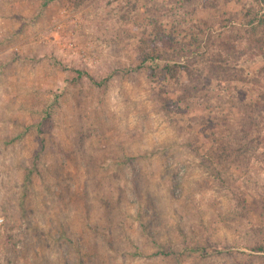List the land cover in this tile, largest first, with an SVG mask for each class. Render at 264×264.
<instances>
[{
  "label": "rangeland",
  "instance_id": "1",
  "mask_svg": "<svg viewBox=\"0 0 264 264\" xmlns=\"http://www.w3.org/2000/svg\"><path fill=\"white\" fill-rule=\"evenodd\" d=\"M253 4L0 0V264H264L249 249L263 238L258 212L234 213L199 157L212 147L209 132L215 146L227 137L222 111L245 123L264 89L207 82L205 69V106L216 119L202 106L170 119L149 76L166 62L209 68L207 46L227 34L237 39L235 70L259 79L264 54L248 37ZM155 23L161 38L147 48L158 57L141 65V37ZM259 115L264 108L253 114L258 124ZM228 138L249 165L251 153L264 159V146L246 145L239 131ZM243 170L234 164L224 177L238 185ZM250 175L258 179L260 167Z\"/></svg>",
  "mask_w": 264,
  "mask_h": 264
},
{
  "label": "trees",
  "instance_id": "2",
  "mask_svg": "<svg viewBox=\"0 0 264 264\" xmlns=\"http://www.w3.org/2000/svg\"><path fill=\"white\" fill-rule=\"evenodd\" d=\"M248 15L252 16L249 22L251 28L249 29L248 37H252L255 48L259 51L255 53V55H263L264 0H254L253 7H251ZM153 30V33L148 32L141 37V44H143L140 53L141 65H144V62L148 59H156L158 57L156 52H149V48L147 47H150L149 44H151L153 40H160V33L162 34L163 29L160 24L155 23ZM226 36H219L220 40L211 42V44L207 46V56L202 60V65H207L209 68H189L188 65H183L179 62H166L163 68H149V76L152 82L156 84V98L162 110L170 119H174L176 114L175 109H181L183 107L186 109H195L201 106L212 115L214 120L216 119V116H218L217 111L211 110L213 107L210 104L205 106L212 95L207 84L201 85L202 75L205 69L209 74V77L207 76L204 78L207 82L219 78L220 80L230 83L252 84L254 87H258L256 88L257 90L264 89V66L257 71L259 79L256 80L246 78L242 70H235V63L239 60V55L236 56L239 52L237 39L235 40L232 37ZM157 72H159V74H156ZM183 74H186L188 79L187 82L182 81ZM177 90H182V93L178 94ZM217 90H219L218 92L221 94L220 98L222 99H229V96L232 95V92L228 91V88L223 87L221 84L217 86ZM261 108H264V94L258 96L256 102L248 106V112L242 114V120L245 123H240L241 125H236V122L232 121L233 114L231 111H222L224 113H222L223 118L220 120L223 123L222 133L227 137H223L221 146H215L216 134L213 131L209 132L212 139V147L206 149L203 155H200V149L197 146L198 142H189L187 145L191 150H194L197 156L200 155L201 164L214 180L217 181L218 185L231 194L234 213L236 212L239 214L241 218H246L250 213V208H252V210L255 208V211L258 212L262 220L261 227L264 228V159L263 157L260 159L258 157L259 155L257 156L255 153H251L249 156H252L253 159L249 165L246 160L243 161L237 157L236 152L232 149L233 142L228 138L232 136L235 131H239V133L243 135L242 139L246 145L255 144L256 147L264 146V133L261 129L264 127V116L259 115L260 124L253 121L254 112ZM15 140L16 139L13 138L10 141L14 142ZM237 145L239 150L245 148L244 146L242 147L240 143ZM255 160L257 163H255ZM234 164L238 167H243L248 173L247 178L243 177L239 180L238 185L229 182L224 177V174L228 175L231 166ZM219 166H221L223 171ZM257 166L260 167V175L258 179H255L250 173L252 169ZM250 177L252 180L248 179ZM251 192H254L253 195L255 196H253V201L249 202L248 197ZM258 234L262 235L263 238L249 249L250 251L264 254V231H259ZM199 252L198 249H189L185 251V255Z\"/></svg>",
  "mask_w": 264,
  "mask_h": 264
}]
</instances>
